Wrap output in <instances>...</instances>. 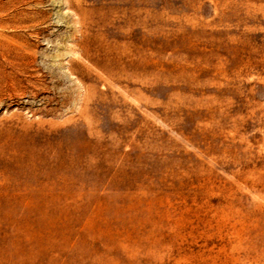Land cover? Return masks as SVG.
I'll list each match as a JSON object with an SVG mask.
<instances>
[{"label":"rangeland","instance_id":"rangeland-1","mask_svg":"<svg viewBox=\"0 0 264 264\" xmlns=\"http://www.w3.org/2000/svg\"><path fill=\"white\" fill-rule=\"evenodd\" d=\"M0 264H264V0H0Z\"/></svg>","mask_w":264,"mask_h":264}]
</instances>
